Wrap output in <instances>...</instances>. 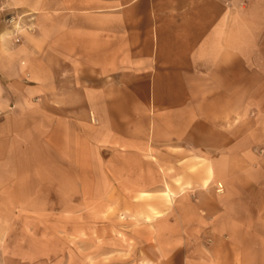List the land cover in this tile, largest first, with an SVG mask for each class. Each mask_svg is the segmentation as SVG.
<instances>
[{"label": "crops", "instance_id": "1", "mask_svg": "<svg viewBox=\"0 0 264 264\" xmlns=\"http://www.w3.org/2000/svg\"><path fill=\"white\" fill-rule=\"evenodd\" d=\"M20 165L168 198L140 264H264V0H0V231Z\"/></svg>", "mask_w": 264, "mask_h": 264}, {"label": "rangeland", "instance_id": "2", "mask_svg": "<svg viewBox=\"0 0 264 264\" xmlns=\"http://www.w3.org/2000/svg\"><path fill=\"white\" fill-rule=\"evenodd\" d=\"M28 168L20 165L19 191L3 199L0 264H140L137 237L145 223L159 217L156 205L171 204L168 198L146 191H128L134 196L124 197L100 181L105 191L97 192L98 182L87 180L104 176L94 172L96 166L64 168L82 169L78 177L83 181H66L69 175L62 181V167H51L50 175L44 165L30 173ZM78 189L80 195H75ZM215 189L222 194L223 183L217 182ZM128 238L131 243L123 242ZM229 250L239 252L234 246Z\"/></svg>", "mask_w": 264, "mask_h": 264}, {"label": "built area", "instance_id": "3", "mask_svg": "<svg viewBox=\"0 0 264 264\" xmlns=\"http://www.w3.org/2000/svg\"><path fill=\"white\" fill-rule=\"evenodd\" d=\"M6 20H7V21L10 23V22H12V21H13V17H11V16H8ZM220 186H221V184H220Z\"/></svg>", "mask_w": 264, "mask_h": 264}]
</instances>
